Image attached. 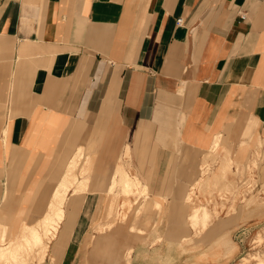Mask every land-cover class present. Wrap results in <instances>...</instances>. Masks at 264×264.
Listing matches in <instances>:
<instances>
[{
	"label": "crops",
	"instance_id": "1",
	"mask_svg": "<svg viewBox=\"0 0 264 264\" xmlns=\"http://www.w3.org/2000/svg\"><path fill=\"white\" fill-rule=\"evenodd\" d=\"M80 149L79 179L88 157L95 171L68 192L57 264H78L80 249L103 264H176L170 203L190 175L173 159L264 158V0H0L1 220L36 223ZM132 153L146 165L133 181L161 212L120 221V260L107 234L91 254L102 182ZM141 228L155 231L142 241ZM204 236L200 264H219L220 225Z\"/></svg>",
	"mask_w": 264,
	"mask_h": 264
},
{
	"label": "rangeland",
	"instance_id": "2",
	"mask_svg": "<svg viewBox=\"0 0 264 264\" xmlns=\"http://www.w3.org/2000/svg\"><path fill=\"white\" fill-rule=\"evenodd\" d=\"M148 151L135 149L132 152L137 155L139 152L146 154ZM133 153L123 164L125 171L131 175L133 168L138 171L139 167L142 170L146 169V165L140 163L133 167ZM254 156L242 163L237 162L230 153L224 155L215 149L204 154L200 164H197L196 158L191 157L188 165L181 157L173 159L170 165L171 172L186 171L190 175L183 195L172 197L170 203L172 228L167 230V240L172 241V246L168 247L172 249L173 258L178 260V264L202 263L203 254L207 249L213 248L205 245L203 241L208 228L212 227L214 222L220 225V243L214 245V248H219L220 251L219 264H264V158L262 159L261 155ZM87 159L89 164L86 166H91L86 171L83 169L85 164L81 166L80 172H86L85 175L88 177L81 190H84L85 185L90 182L91 174L95 171L92 157ZM137 160L140 161L139 158ZM80 163L82 164L81 161ZM112 174L107 181L102 182L109 187L108 189L113 184L115 174L113 176ZM141 185L139 182L138 188L133 189L129 194L121 189V184L120 187L117 184L113 190L106 192L103 217L97 226L98 230H95V234H91L92 240L88 241V246L91 245L90 252L94 251L96 244L98 249L102 236L106 234L115 236L110 240L115 241L114 245L117 248L115 252L120 260V221L127 223L134 219L144 226H149L153 222L150 212L157 210L156 213L159 215L161 208L153 204L148 188H141ZM58 191H61L60 187ZM196 207H204L210 213L205 228H202L205 223L199 222L194 226L189 220ZM42 217L36 223L24 221L19 228H13L11 223L4 222L10 228L7 241L14 240L20 230L35 227ZM154 231L150 228H141L142 241ZM3 233L1 232L0 237H3ZM55 241L57 242L52 249L53 241L48 243L49 250H44L43 245L36 248V254L27 257L26 264H57L58 239ZM79 254L82 261L78 264H103L98 258L86 260L88 252L82 254L81 249ZM93 255L95 257V254ZM125 257L128 264V259L131 258ZM116 264H120V261Z\"/></svg>",
	"mask_w": 264,
	"mask_h": 264
},
{
	"label": "bare ground",
	"instance_id": "3",
	"mask_svg": "<svg viewBox=\"0 0 264 264\" xmlns=\"http://www.w3.org/2000/svg\"><path fill=\"white\" fill-rule=\"evenodd\" d=\"M81 157L82 150L80 149L78 155L70 161L67 170L65 169L67 175H63L65 177L60 182L61 191L55 193L50 202L48 211L43 215L41 221H39L35 227H27L24 231L20 230V233L17 234L14 240L7 241L10 228L7 227L3 220H1L2 217H0V234L4 232L3 237H0V264H26L27 257L36 254V248L43 245L44 250H49V241L52 242L59 238L60 224L65 218L64 207L67 201V193L70 190L78 192L82 189V185L85 182L81 181L76 173ZM124 167L120 165L117 168L110 190H113L117 184H119L120 187L121 184V189L129 194L133 189L138 188L139 181L136 179L137 177L134 176L136 179L135 183L133 181V176L125 171ZM199 208H194L197 212L195 216L193 215V222L199 219L205 221L209 220V212ZM90 239L92 240L91 236H89L87 240L90 241Z\"/></svg>",
	"mask_w": 264,
	"mask_h": 264
},
{
	"label": "built area",
	"instance_id": "4",
	"mask_svg": "<svg viewBox=\"0 0 264 264\" xmlns=\"http://www.w3.org/2000/svg\"><path fill=\"white\" fill-rule=\"evenodd\" d=\"M178 22L181 23V20H179Z\"/></svg>",
	"mask_w": 264,
	"mask_h": 264
}]
</instances>
